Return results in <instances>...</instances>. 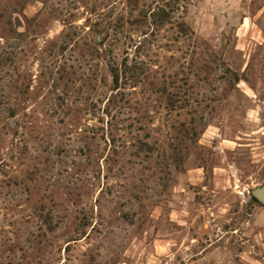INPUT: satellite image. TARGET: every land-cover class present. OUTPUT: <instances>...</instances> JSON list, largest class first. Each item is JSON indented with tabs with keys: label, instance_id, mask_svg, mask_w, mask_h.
Returning <instances> with one entry per match:
<instances>
[{
	"label": "rangeland",
	"instance_id": "rangeland-1",
	"mask_svg": "<svg viewBox=\"0 0 264 264\" xmlns=\"http://www.w3.org/2000/svg\"><path fill=\"white\" fill-rule=\"evenodd\" d=\"M264 0H0V264H264Z\"/></svg>",
	"mask_w": 264,
	"mask_h": 264
},
{
	"label": "water",
	"instance_id": "water-1",
	"mask_svg": "<svg viewBox=\"0 0 264 264\" xmlns=\"http://www.w3.org/2000/svg\"><path fill=\"white\" fill-rule=\"evenodd\" d=\"M253 195L264 204V184L254 189Z\"/></svg>",
	"mask_w": 264,
	"mask_h": 264
}]
</instances>
